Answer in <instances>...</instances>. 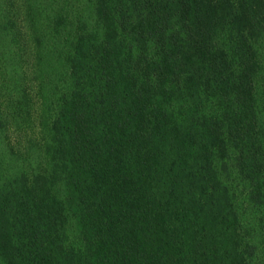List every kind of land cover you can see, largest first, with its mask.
Returning a JSON list of instances; mask_svg holds the SVG:
<instances>
[{
    "label": "trees",
    "instance_id": "trees-1",
    "mask_svg": "<svg viewBox=\"0 0 264 264\" xmlns=\"http://www.w3.org/2000/svg\"><path fill=\"white\" fill-rule=\"evenodd\" d=\"M33 10L0 264H264V0Z\"/></svg>",
    "mask_w": 264,
    "mask_h": 264
},
{
    "label": "rangeland",
    "instance_id": "rangeland-1",
    "mask_svg": "<svg viewBox=\"0 0 264 264\" xmlns=\"http://www.w3.org/2000/svg\"><path fill=\"white\" fill-rule=\"evenodd\" d=\"M53 1H57L58 4L67 3L74 7L83 0H0V79L2 80L0 85L4 88L0 95L6 101L2 108L4 111H0V121L4 126L0 130V147L1 153L7 158L9 156L5 140L8 137L11 138L13 144L16 143L15 147H18L19 141L24 144L25 137L35 133L34 128L30 129L27 134L7 132L11 125L20 128L32 125L33 119L25 121L23 117H19V114L25 110L20 107L18 102L21 101L26 91L30 99L28 105L35 107L37 87H39L41 78L48 76L46 72L37 71L36 54L34 50L31 52V39L27 35L26 14L28 11L34 13L33 6L43 4L50 7ZM15 17H18L19 21L15 20ZM50 73L54 80L59 78V72L54 70ZM32 100L33 103H31ZM12 113L17 115L16 119L10 117ZM17 136L18 138H16ZM22 146L19 145L20 148ZM29 154L27 157L31 156V159H36L32 151Z\"/></svg>",
    "mask_w": 264,
    "mask_h": 264
}]
</instances>
